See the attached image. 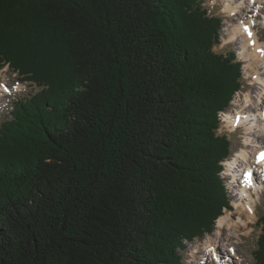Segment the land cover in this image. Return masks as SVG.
<instances>
[{"label": "trees", "instance_id": "obj_1", "mask_svg": "<svg viewBox=\"0 0 264 264\" xmlns=\"http://www.w3.org/2000/svg\"><path fill=\"white\" fill-rule=\"evenodd\" d=\"M221 27L201 0H0V66L35 90L0 122V264H180L212 232L241 87Z\"/></svg>", "mask_w": 264, "mask_h": 264}, {"label": "bare ground", "instance_id": "obj_2", "mask_svg": "<svg viewBox=\"0 0 264 264\" xmlns=\"http://www.w3.org/2000/svg\"><path fill=\"white\" fill-rule=\"evenodd\" d=\"M220 1L223 10L230 17L228 25H225L223 28L226 42L233 41L238 47L240 57L247 63L245 64L248 74L251 76V84L256 83V85H253L254 88L250 94H244L242 99L235 100L236 103L238 102V107L233 110L234 113L232 115L228 113L222 114V121L226 123L225 120H227L228 125L233 126V131L243 126L244 119H249L247 124H250L253 121L252 116L258 117L259 122L256 128H249L247 133L244 132V134L246 133L244 136L248 149L242 148L236 154V157L232 159L231 164L228 163L227 166L232 180L236 182V184L232 183L235 189L231 190H233L235 197L237 196L239 203L238 210L241 213L237 219L238 221L232 220L233 217L230 214L220 216L217 225L220 227V233L221 228L227 227L230 230L229 234H233V237L231 240L229 239V243L223 244L214 242L215 239L209 237L199 248H195L193 252L195 264H198L196 260L199 259V253L202 252L203 254L211 251L213 254V249L217 247L216 245L220 247V250L215 252L214 256L217 264H231L235 262L234 257L236 258V255L234 254V250L235 246L240 243L242 235L240 231L242 229L245 231L250 230L248 221L252 222V220L256 219L255 202L261 192V184H264L261 182L264 178V160L258 162L259 154L264 152V145L261 147L264 144V41L259 40L255 29L256 18H259L261 15L262 18L259 19V23L264 25V13L262 12L264 0ZM221 42L224 44V39H221ZM3 89L5 90V87ZM237 97L239 98L240 96L238 95ZM240 162H242L241 166ZM252 169L254 172H251ZM244 171H248V173L243 177L242 172ZM234 176H236L235 179ZM234 236H239V238Z\"/></svg>", "mask_w": 264, "mask_h": 264}, {"label": "rangeland", "instance_id": "obj_3", "mask_svg": "<svg viewBox=\"0 0 264 264\" xmlns=\"http://www.w3.org/2000/svg\"><path fill=\"white\" fill-rule=\"evenodd\" d=\"M201 1L203 5L207 7V9L209 10L211 14L220 15L222 18V27H221L220 32H221V39L222 40L224 39L225 43L222 44V42H220V44L214 47V50L222 52V53L233 51L236 55L237 60L241 62V66H240L241 87L238 91L235 92V94L233 95L229 103V106L224 111V113L226 114L228 113L232 115L234 113L233 110L238 107L237 106L238 102L236 103L235 100L242 99L244 94H250L254 88L253 85H256V83L251 84L252 83L251 76L250 74H248L247 67H246L247 63L246 61H243L244 59L240 57L238 53V47L234 44L233 41L226 42V36L223 35V28L225 27V25H228L230 21V17L227 14V12L223 10L221 1L220 0H201ZM262 10H263L262 12L264 13V7H262ZM261 17L256 18L257 22H256L255 29L257 31L259 40L264 41V25L262 23H259L260 22L259 19H261ZM17 81L18 80L15 74L12 73L7 66H4V67L0 66V89H1L0 91V122L9 116L10 111L12 109L13 102L16 99L23 98L24 96H27L31 92L35 91L33 88H31L30 85H27V84L24 85L25 83L23 82H18L19 84H16ZM3 87H5V89L7 90H4ZM6 91L7 92L9 91V93H6ZM238 95L240 96L239 98L237 97ZM231 111L233 112L230 113ZM221 113L222 111L219 112V116L222 118ZM248 120L249 119H244L243 126L238 127V129H235V131H233L234 129H232L233 126L232 127L229 126L227 120H225L226 123L222 121L220 124L219 130H218L219 132H222L228 136V139L230 141V147H231L229 155L232 156L231 159L228 158L227 161L224 160L222 162L223 167L220 171V175L224 181L223 184L225 185L227 198L229 200V207L223 208L222 214L220 216H223L225 214H230V216L233 217V218L231 217L232 220H236V221H238L237 219L239 218V215L241 212L238 210L239 203H238L237 196L235 197L233 190H231V189H235L234 184L232 186V183L236 184V182H234L235 180L234 181L232 180V177L229 174L230 172L227 170V166H228V163L231 164L232 159L236 157V154L239 153L242 148L248 147L245 143L244 135L248 132L249 128L251 129L256 128L257 123L259 122L258 117H254V116H252L253 121L250 124H247ZM244 132L246 133L244 134ZM263 145L264 144H262L261 147ZM241 165H242V162H240V166ZM225 174H228L230 176L229 177L230 179ZM235 178L236 176H234V179ZM263 212H264V189L263 191L260 192L255 202L256 219L254 221L252 220V222L248 221V223L250 224V230L245 231L242 229L240 231V233L242 234L240 241H239L240 243L235 246V250H234V254L236 255V258L232 255L235 258L234 259L235 262H232L231 264H254L253 250L256 248L257 237L260 232L258 218L263 214ZM220 216H218V218ZM218 218L215 220L212 232L204 233L203 237H200V238H193L192 240L183 241L184 250L177 249L179 252V256L181 258L180 264H195V259L193 257V252L195 248H199L209 237L212 239H215L214 242H218L222 244L230 242L231 238L233 237L232 236L233 234L232 235L229 234L230 230H228L227 227L221 228V233L219 232L220 227L217 225ZM234 237L239 238V236H234ZM216 246L217 247H214L213 249L214 255L211 253V251L209 252L207 251L203 254L202 252L199 253L200 255V256L198 255L199 259L196 260L198 264H217L215 263L216 261L214 262L213 260H214L215 252L219 251L220 247L218 245ZM202 261L203 263H200Z\"/></svg>", "mask_w": 264, "mask_h": 264}, {"label": "snow or ice", "instance_id": "obj_4", "mask_svg": "<svg viewBox=\"0 0 264 264\" xmlns=\"http://www.w3.org/2000/svg\"><path fill=\"white\" fill-rule=\"evenodd\" d=\"M246 30H247V29H246ZM5 90H7V89H5ZM260 160H264V152H262V153L259 154L258 162H259Z\"/></svg>", "mask_w": 264, "mask_h": 264}]
</instances>
